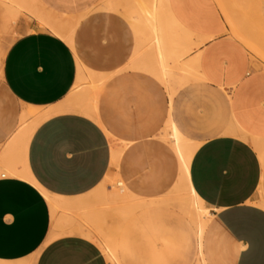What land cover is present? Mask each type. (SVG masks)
<instances>
[{
    "label": "crops",
    "instance_id": "0c3cea01",
    "mask_svg": "<svg viewBox=\"0 0 264 264\" xmlns=\"http://www.w3.org/2000/svg\"><path fill=\"white\" fill-rule=\"evenodd\" d=\"M39 1L77 26L67 41L29 0H0V27L19 17L23 29L0 47V264H264V70L226 36L214 0H168L192 36L159 56L122 14L105 25L108 48L79 52L76 30L100 0ZM49 110L21 149L22 128ZM173 132L194 147L201 229L180 202ZM106 214L115 225L95 230Z\"/></svg>",
    "mask_w": 264,
    "mask_h": 264
},
{
    "label": "bare ground",
    "instance_id": "6f19581e",
    "mask_svg": "<svg viewBox=\"0 0 264 264\" xmlns=\"http://www.w3.org/2000/svg\"><path fill=\"white\" fill-rule=\"evenodd\" d=\"M103 1H104V3L106 2L103 9L112 10V11H114L116 9L115 1H113V0H112L113 2L110 0H103ZM103 1H102V3H103ZM215 1L217 2V5H219L218 7L222 11V14L225 17L226 23H227L228 27L232 30L233 36L236 39V41L239 40L240 42H245L246 45L251 50H254V47H253L254 44L253 45L251 44V42H253V41H251L252 39H250V37L247 36V34H245L242 31V29H245L244 25H241V27L243 26V28H241L240 24L238 23L239 24V26H238L234 21L235 19L233 17V11L236 10L238 12V10L240 9L239 3L236 2L237 0H235V1L233 0L232 3L229 1V3L232 4V7L228 3V1H226V0H215ZM240 5H242V4H240ZM245 6H244V9H245ZM29 7H30V11L36 16V18L38 19V21H40V23L44 26V28L46 27V28L50 29L51 31L61 35L67 41L71 40V37H72V35L75 31V28L77 26V21H74V20L69 19V18L61 17V16H58V15L50 12L48 9H46L40 3L39 0H29ZM119 12H120V10H119ZM241 12L243 13V11H241ZM121 14L124 15L131 22V24L133 25V27L136 31V34H137L139 40L141 42L147 43L149 45L148 51H152L153 53H157L158 56L160 55V52L162 50V46H163L162 43L166 39L177 38V37H181V36H183V37L188 36L189 39L191 40L192 35L184 32L178 26L176 20L174 19V17L170 13L169 6H168V0H125L123 11ZM237 17H239V16H237ZM236 22H237V20H236ZM231 30H230V32H231ZM244 46H245V44H244ZM161 67H162V65H161ZM152 71L156 75H158L159 77L163 78V74H164L163 69L160 71L157 68H155V66H154ZM102 80H104V79H102ZM97 81H100V79H99V77L95 76L93 78V83L95 84ZM102 83L103 82H101L98 85H96V84L94 85V90L92 92L94 95L97 94L98 91H100V88L102 87ZM81 99H83V98H81ZM83 101H84V99H83ZM87 102H84V103H87ZM89 105L91 106V104H89ZM88 107H86V109ZM70 108L75 109L73 107H70ZM78 109H80V107ZM52 110L53 109H51V111ZM51 111L47 112L45 114H42V116L40 118H38L36 120V122H34L30 125H26L25 127L22 128L21 138L19 140L21 149L26 148V145H27V143H29L28 141L30 140L33 132L36 130V127H38V125L41 124V122L43 120H46V118L51 117L52 115L58 113V111H53V112H51ZM60 112H61V107H60ZM62 112H65V111H62ZM79 112H80V110H79ZM90 114H92V113H90ZM92 117L94 118V116H92ZM164 138L168 142H170L173 145V147L178 151L180 158H181V161H182V177H181L182 181L181 182H182L183 188H182V191L179 195L180 202H181V204H184L185 206L188 205L189 207L192 208V210L194 212H196V215L193 217V219H194V221H196V223L199 225V228L201 229L202 223H203L202 215H201V212L198 208L199 205L196 202L195 193L193 192L190 185L188 184L189 176H190V162H191V158H192V155L194 152V147L189 142L180 138L176 134V132H173L171 135H167ZM251 143L255 144V142H252V141H251ZM263 159H264V157H263ZM21 170H23V169H21ZM112 179H114V178L112 177ZM126 202H127L126 206H127L128 210L135 209L136 206L134 204H136V203H134V204H133V202L131 203V199L129 197H127Z\"/></svg>",
    "mask_w": 264,
    "mask_h": 264
},
{
    "label": "rangeland",
    "instance_id": "374dc122",
    "mask_svg": "<svg viewBox=\"0 0 264 264\" xmlns=\"http://www.w3.org/2000/svg\"><path fill=\"white\" fill-rule=\"evenodd\" d=\"M102 1L103 0H100L98 2L96 7L81 22V24L76 30V34H75L76 50L79 52H82V53L100 52L103 49V47L108 48L111 42H113L111 38L113 34L111 35L108 34V29L106 28L105 25L106 23H108L107 21L109 19H123V17L121 16V13L123 11L125 0H113L115 1L116 9L112 12H107L103 9L106 2L104 3L103 1L102 3ZM226 1H228V3L230 1L232 3L233 0H226ZM214 2L219 12L221 13L223 19H225V17L222 14V11L218 7L219 5H217V2L215 0ZM236 2L239 3L240 9L238 10V12L236 10L233 11V17L235 19L234 21L238 26L240 24V27L241 25H244L245 29H242V31L245 34H247V36H249L250 39H252L251 41L253 42H251V44L252 45L254 44L253 45L254 50H251L246 45L245 42H240L239 40L237 41L247 51L249 59L253 67L257 70H264V0H243V1L237 0ZM230 5L232 7V4ZM243 5L245 6L246 10L244 9ZM240 10L243 11V13ZM236 15L239 17H237ZM68 17H71V16H68ZM18 18L14 22H11L10 32H7L6 30H4L6 26L0 27V38L2 37V39L5 41V43L0 44L1 48L3 47L8 48L11 45V42L14 39H16L19 34L23 33L22 23L20 19ZM23 19L27 20L31 24L30 28L32 30H35L37 28L41 29L37 19L33 15H30V17L23 16ZM241 28H243V26ZM230 30L231 29L228 27V33L226 34V36L228 37L231 36V38H234L232 30L231 32ZM234 40L236 39L234 38ZM191 89L194 90V92L192 93L205 94V92L202 90L203 88L201 87L200 88L192 87ZM195 89H196V92H195ZM206 100L210 101L208 95H207ZM191 112H192V115H194L195 113H198V112H194L193 109L191 110ZM115 222L116 220L114 219V217L112 218L110 214L103 215V220L101 221V224L99 226H95V230L100 229V228L108 230L109 228L115 225Z\"/></svg>",
    "mask_w": 264,
    "mask_h": 264
}]
</instances>
